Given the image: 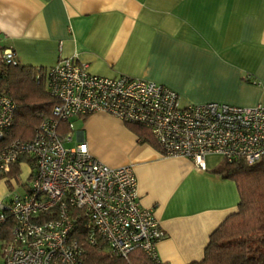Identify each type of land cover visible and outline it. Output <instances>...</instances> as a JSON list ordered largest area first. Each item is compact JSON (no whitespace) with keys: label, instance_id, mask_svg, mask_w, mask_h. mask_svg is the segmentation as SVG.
I'll use <instances>...</instances> for the list:
<instances>
[{"label":"crops","instance_id":"crops-1","mask_svg":"<svg viewBox=\"0 0 264 264\" xmlns=\"http://www.w3.org/2000/svg\"><path fill=\"white\" fill-rule=\"evenodd\" d=\"M6 50L36 70L76 56L90 74L152 81L186 105L264 106V0H0V61ZM75 120L69 142L74 134L101 163L131 167L139 203L164 234L158 261H200L239 203L235 183L212 173L224 159L209 155L199 171L106 114Z\"/></svg>","mask_w":264,"mask_h":264},{"label":"built area","instance_id":"built-area-1","mask_svg":"<svg viewBox=\"0 0 264 264\" xmlns=\"http://www.w3.org/2000/svg\"><path fill=\"white\" fill-rule=\"evenodd\" d=\"M1 60L15 64L14 53L4 51ZM46 77L56 104L30 140L7 139L16 106L0 94L3 186L16 180L23 187L17 175L29 163L19 160H32L23 192L0 195V230L8 221L12 225L10 239L0 242L3 264H82L83 248L73 238L80 224L90 246L104 242L122 258L140 251L159 262L156 246L164 234L153 209L139 203L131 167L101 163L83 141L65 148L72 136L71 118L103 113L145 128L162 156L189 159L199 171L206 170L205 159L213 154L229 163L264 159V106L181 107L179 96L161 84L126 75L96 76L76 56L58 60Z\"/></svg>","mask_w":264,"mask_h":264},{"label":"trees","instance_id":"trees-1","mask_svg":"<svg viewBox=\"0 0 264 264\" xmlns=\"http://www.w3.org/2000/svg\"><path fill=\"white\" fill-rule=\"evenodd\" d=\"M46 72L21 66L16 59L13 65L0 61V94L11 98L16 106L8 140H30L40 122L51 117L56 101L47 92ZM125 125L141 143L157 149L147 129ZM19 162L30 164L32 160L25 158ZM15 171L16 167L13 173ZM212 173L235 183L239 203L236 210L209 235L202 259L190 264H264V159L252 164L242 160L230 163L224 160ZM11 226L8 221L0 230V242L10 239ZM73 238L83 248L82 264H161L149 260L140 251L122 258L104 242L90 246L85 241L81 224Z\"/></svg>","mask_w":264,"mask_h":264},{"label":"rangeland","instance_id":"rangeland-1","mask_svg":"<svg viewBox=\"0 0 264 264\" xmlns=\"http://www.w3.org/2000/svg\"><path fill=\"white\" fill-rule=\"evenodd\" d=\"M181 107L186 106V104H184L183 102H179ZM81 129V122L79 120H75L73 121V130L77 131ZM74 133V132H73ZM75 145V139H74V134H73V141L71 142H64L63 146L65 148H71ZM27 165V170H25L24 168H21L20 173H18L17 178L18 180L24 184L23 187H25V181L28 180V177L30 175V171H31V166L29 164ZM21 186H18L16 180H11L8 184H6V187L3 186L2 188H0V195H2L5 191L10 192L16 189L17 192H23L24 188ZM0 264H3V259L0 257Z\"/></svg>","mask_w":264,"mask_h":264},{"label":"clouds","instance_id":"clouds-1","mask_svg":"<svg viewBox=\"0 0 264 264\" xmlns=\"http://www.w3.org/2000/svg\"><path fill=\"white\" fill-rule=\"evenodd\" d=\"M21 167L24 168L25 170H27V165L22 164ZM2 186H3V182L0 181V187H2Z\"/></svg>","mask_w":264,"mask_h":264}]
</instances>
